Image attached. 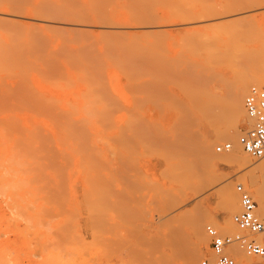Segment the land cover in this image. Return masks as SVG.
Listing matches in <instances>:
<instances>
[{
	"label": "rangeland",
	"instance_id": "obj_1",
	"mask_svg": "<svg viewBox=\"0 0 264 264\" xmlns=\"http://www.w3.org/2000/svg\"><path fill=\"white\" fill-rule=\"evenodd\" d=\"M206 1L216 4L221 13H227V8L220 6L226 5L232 0ZM76 2L79 3V0ZM24 13L30 15L29 12ZM13 18V22H18L19 25L26 21L20 17ZM229 20L239 21L228 24L226 21ZM54 21H60V18L54 19ZM114 22L113 26L119 23L121 27L118 28L121 31L124 28L128 33L125 34V31H122L123 35L121 31H118L123 36L119 35L120 39H118L117 45L121 47L122 43L123 47L119 48L115 45L119 49L114 52L112 49L116 48L113 46L107 47L108 50H105L99 45L96 49V51L99 50V53L91 51L93 48L87 45L92 43L91 41L97 36L99 29L93 26V28H84V30L81 28V31L75 28V31L74 27L72 29L74 22H71V25L58 26L55 23L49 26L50 28H46L47 31L52 30L51 32L54 31L56 34H68L67 37H73L76 40L68 42V45L44 38L45 42L43 39L39 41L43 46L38 44L35 47L34 43V47H31L29 45L31 42L20 41L24 45L18 44L16 47L20 48L19 53L23 52L21 55L27 57H41L42 54V57L50 54L53 56L57 52H60V55L63 52V54L69 52L72 55L82 56L81 54H83L84 57H87L86 53L89 55L90 51L92 52L91 56H104V51L111 50L115 54L123 48L126 50V45L128 49L131 46L132 56L129 54L131 51L127 52L128 49L123 54L121 50L120 54L117 53L114 56L120 57L115 58L116 61H118L117 59L125 61L127 57L129 60L135 59L137 63V67L134 65L135 70L132 66L135 64L133 60L131 63L128 60L124 63L120 62L122 69H117L119 64H116L117 68L115 65L113 67L114 61L112 62L111 57L108 60L106 55L104 56L103 61L106 62V67L103 69L105 71L101 65V68L98 67V69L102 70L97 71L99 77H101L100 72L102 73V78L103 72H105L104 78L98 79L105 82V86L102 83L104 89L101 86L99 88L102 89L103 94L96 89L100 85L98 84V87H94L97 95L92 96V93V98L90 95H86L87 92L91 93L90 89H93L95 85L93 83L94 85L89 86L95 80L97 72L94 73L92 69L96 65H89L87 69L93 72V81L88 84V87L87 84L84 85L88 79L81 77H86V73L77 71L78 68L80 71H84L82 67L85 65L76 62H73L75 68L60 63L62 66L57 71L55 70L56 74L50 70L47 76V71L44 73L35 65L36 70H41V72H36L34 66L31 70H25L21 65L23 62L19 58L20 56L15 55L16 58H19L16 62L19 63L20 60L19 66L23 67L18 66V68H14L15 70L5 71L2 69L3 71H0V164L4 163V167L0 166V179H2L0 180V264H184L185 256L190 251L188 240L191 236L192 221L206 215H213L219 222H223L227 217L219 191L230 183H233V186L239 183V179L248 170H239L238 166L215 165L212 160L207 162L208 164H197L196 157L198 156L195 154L198 155L201 141L211 145L215 140V144L213 143L214 145L210 149L216 156H224L226 152L218 153L216 146L230 140H216V132L224 133L227 129L230 133L238 132L239 137L245 126L246 117H237L235 113L231 112L232 91L237 85L249 80L254 72L264 73V8L254 7L233 14L230 18L223 16L210 21L182 22L177 20L161 23L160 29H156L154 36L153 33L152 35L141 33L143 29L136 23ZM227 27H236L237 30L232 35L225 36L218 55H213L215 58L212 57L213 59L210 60L202 56L200 62H203L201 65L204 66H198L200 63L196 64V62L193 66L188 64L193 69L188 68L186 65L188 52L186 51L189 48L187 49L188 45L185 46L184 41L181 40L186 38L184 34L195 29L224 30ZM83 31L92 40L78 45L77 39L85 37H79L81 32L83 35ZM141 34L145 36H141ZM124 37L125 39H123ZM137 37L138 39H136ZM0 39V42L5 43L4 39ZM130 42H135L137 47L135 45L133 47V43ZM164 46L167 48L165 49ZM80 48L82 52L78 51ZM233 53L238 55L236 60L228 58ZM125 54H129V56ZM57 55L59 54L57 53ZM124 56L126 58H122ZM21 57L24 58V56ZM63 66L64 68H62ZM234 67L238 74L233 71ZM85 68L87 66L83 67V69ZM94 70H97V67ZM52 73L56 77L60 76L57 79L62 80L64 76L63 80H60L58 89L51 86L55 81L53 76L56 78ZM78 74L84 83L80 80L77 81ZM135 74L136 77L133 76ZM45 75L51 84H47L46 78L43 79ZM87 75L90 77L91 73ZM65 76L71 80L72 88L68 83V87L66 86L69 79H66ZM65 79L66 81H64ZM74 82L75 85H73ZM105 89L110 92H104ZM83 92L85 93L83 94ZM76 95L78 98L74 97ZM104 95L107 97L106 101L101 98L105 99ZM97 96H100L101 102L103 101L102 105L97 98L92 100ZM113 98L116 105L119 106V112L118 109L116 110ZM90 100L98 101L96 103L99 104L95 103L96 105L93 107ZM108 103L112 108V110L109 108L110 112L108 110L106 112L105 109L108 108L104 109L103 106H108ZM71 106L75 109L73 110ZM96 106L98 113L102 111L101 109L105 110L100 113L101 116L109 115L108 121L105 122L110 124L107 123L108 126L105 130L103 129L105 123L102 127L103 121H101L102 124L97 123L102 120L100 114L91 113L96 112L94 109ZM76 110L77 112H75ZM111 111L115 113H113L114 116ZM89 113L94 116L86 115ZM233 114L236 119L233 118ZM57 115L59 117L62 115L63 118L57 119ZM64 115L69 116V122L64 120L66 118ZM129 115H132L131 118L135 119V122L130 119ZM51 116L59 120L62 125L64 123L71 125L69 130H74V132L72 131L74 140L66 138L72 135L71 131L68 133L71 135H68L66 130L63 131V128H68V125L65 124L62 128L58 123L60 128L58 126L57 130L55 128L58 125L56 124L57 120H54L55 122L52 120L51 123ZM52 117L51 119H54ZM86 118L92 122L89 123ZM106 118L107 116L104 117L105 120ZM4 119L5 121H3ZM72 119L76 120L75 124ZM80 120L82 121L80 122ZM82 122L88 125L82 127ZM126 123L128 127L132 125L129 127L130 129ZM54 124H56L55 127ZM79 125L81 126L79 127ZM87 126L88 130L85 129ZM80 128L84 129L81 131ZM77 129L80 130L79 133ZM13 130L14 133L11 132ZM69 130L67 131L69 132ZM38 133L40 136L48 134L47 137L55 141L48 140L46 136L39 137ZM35 137H38V140ZM41 138L44 139L46 146L49 144L50 149L53 148L51 149L53 152L59 150V156H57L58 153L52 156V151H48L43 146L39 148L42 145L41 142L43 143ZM73 142H75V146ZM68 145L71 147L68 148ZM71 148L74 150L71 151ZM44 149L48 156L44 154ZM63 149L65 151L62 153ZM19 150H22L23 153ZM62 154L67 157H62ZM68 154L74 158L71 159ZM178 155L180 159L177 157ZM54 157L55 159L60 157V161H57L59 165L56 164ZM250 157L255 165L264 161ZM67 158L70 162L72 161V165L67 161ZM39 159H42L43 162ZM61 162L64 164L63 166H60ZM191 162H194L196 167L194 164L191 166ZM41 163L42 165H40ZM14 172H17V177ZM57 175L59 179L56 178ZM10 186L12 190L9 188ZM234 191H236L235 188ZM52 205L55 210L52 209ZM208 224L211 223L205 222L203 228L207 244L204 243V253L199 257H202L209 249V239L205 231ZM220 231L224 233L222 230ZM59 257L62 261L59 260ZM261 259L264 262V258ZM240 262L247 263L245 259H240Z\"/></svg>",
	"mask_w": 264,
	"mask_h": 264
},
{
	"label": "bare ground",
	"instance_id": "obj_2",
	"mask_svg": "<svg viewBox=\"0 0 264 264\" xmlns=\"http://www.w3.org/2000/svg\"><path fill=\"white\" fill-rule=\"evenodd\" d=\"M77 1V0H76ZM75 0H0V38H2V39H4V41H5V43H2V42H0V67H3V68H1L0 69V71H3L4 69H5V71H7V70H13L14 68L16 69V68H18V66L21 64V61L23 62V63H25V64H21V65H23L24 66V69L25 70H31L32 69V67L35 65V66H37V68H40V69H42L43 71H44V73H45V71H47L46 73H47V76H48V71H50V70H53V73H55L56 74V72H55V70L57 71L58 70V68L59 67H61L62 65H64V66H73L74 68L76 67V66H74L75 64L73 63V62H76V63H78V64H80V65H85V66H87V68H85V69H83V67H85V66H83L82 67V70H84V71H80L79 69L80 68H76L77 69V71L78 72H83V73H86L85 75H86V77H83V76H81L82 78H84V79H88V82L87 81H85V83L84 82H82L83 81V79L82 78H79L80 76H79V74L77 75V81H81V79H82V83H84V85H86L87 84V87H88V84H90V82H92L93 81V72L91 71H89V70H87L88 68H89V65H92V66H95V68L94 69H96V67H97V70H94V69H92V67H90L93 71H94V73H95V71L97 72L98 70L100 71V70H102L103 69V67L105 68L106 67V62H104L103 60H104V56L106 55V57L108 58V60H109V58L111 57V59H112V62H113V67H114V65H115V67L117 68V69H122V65H121V63L123 62H125V61H127L128 60V62L129 63H131V61L133 60V58L131 59V60H129L128 59V57L126 58L125 56L124 57H122V58H126L125 59V61H124V59H123V61L121 60V59H117L118 61H119V63H118V61H116L115 60V58H120L118 55L117 56H114V55H116L117 53H119L121 50H122V54H123V52H125L127 49H128V47H126L125 46V49L126 50H124V48L123 49H121V50H118L119 52H115V54L113 53L114 51H116L117 49H119V48H122L123 46H122V43H121V47L120 46H118L117 44H118V39H120V37H119V35L121 34V33H123V35H124V32H122V31H125L124 30V28H123V30L121 31V29H119L118 27H121V25L119 24V23H117V24H115V26L116 25H118L117 27H115V26H113V22L114 21H125V22H127V23H136V25L138 24V25H140V27L143 29L142 30V32L141 33H144L145 35H152V33H153V36L155 35L154 34V32H156V29H160L159 27L161 26L160 24L161 23H166V22H172V21H182V22H192V21H210V20H215V19H217V18H222L223 16L224 17H227V18H230V16H232L233 14H236V13H241V12H244V11H246V10H249L250 8L251 9H253L254 7H261V8H264V0H232V1H229L228 3H226V5H224V6H220V7H226L227 8V13H221L220 12V10L218 9V7H217V5L216 4H213V3H210V2H208V1H206V0H79V3H77ZM24 12H29L30 13V15L29 14H27V15H25V13ZM63 14V17H61V15ZM57 15H58V18H60V21H54V19L56 20V19H58V18H56L57 17ZM60 15V16H59ZM64 16H65V18H64ZM13 17H17V18H22V19H26V21H24L23 22V24L22 25H19V24H17L18 22H13V19H15V18H13ZM13 18V19H12ZM64 18V19H63ZM67 19V20H66ZM62 20V21H61ZM73 20V21H72ZM226 20V19H225ZM245 20V19H244ZM239 20H235V21H231V20H229V21H226V22H228V24H233V23H236V22H238ZM245 21H247V19L245 20ZM71 22H74L73 24H72V29H73V27H74V30L76 31V29L77 30H82L81 28H83V30H84V28H93V26H96L98 29H99V31H98V34H97V36L94 38V40L93 41H91L92 43L91 44H89V45H87V44H85V45H87V46H89V47H91V48H93V50H91V51H94L95 53H99L98 51L99 50H97L96 51V49H97V46L99 45V46H101V48H104L105 50H108V48L109 47H115L116 48V46L115 45H117V47H119V48H116L115 50L114 49H112L113 50V52H111V50L110 51H107V52H105L104 51V56H101V55H93V56H91V51L89 52V55H87V53L86 52H83V53H86V56L87 57H84L83 56V54H81L82 56H80V55H72L71 53H66V54H63L62 53V55H60V52H57L59 55H57V53L55 54H53V56H51V54L50 55H47L46 57H42L43 56V54L41 55V57L39 56V57H27V56H25V55H21L23 52H20L19 53V49L18 48H16L17 46H18V44H21V42H23L24 43V41H26V42H31L29 45L31 46V47H34V45H35V47L38 45V44H40V45H42V43H40L39 41H40V39H43L44 40V38L45 39H50V40H52V41H58V42H62V44L63 43H68V42H73V41H76V40H74V38L73 37H67L68 36V34L65 36L64 34H56V32L54 33V31L53 32H51V31H47L46 30V28H50L49 26H51V25H53V24H55V23H57V26L58 25H63V24H70L71 25ZM114 23H116V22H114ZM125 24V23H124ZM70 25H66V26H70ZM137 25V26H138ZM245 25V24H244ZM56 26V27H57ZM65 26V25H64ZM123 27H126V26H124V25H122ZM58 28V27H57ZM76 28V29H75ZM67 29V28H66ZM236 30H237V28L236 27H227V28H225L224 30H219V29H210V30H198V29H195V30H193V31H190V32H188L187 34H184L185 36H186V38L188 39H186L184 36H183V38H185V39H181L182 41H184V43H185V46L186 45H188V46H186V48L188 49V51H186V52H188V57H186V59H188V61H187V67L189 68V67H191L192 68V66L193 65H195V63L196 64H198V63H200V64H198V66L200 65V66H204V65H201V63H203V62H200V59H201V57L202 56H205V58L207 59V60H210L212 57L213 58H215V56H213V55H218L217 53H219L218 51L221 49V43L222 42H224L223 40H225L224 38H225V36H229V35H232L233 33H235L236 32ZM57 31H58V29H57ZM118 31H121V33L119 34L118 33ZM88 32V31H87ZM157 32H159V31H157ZM77 34V33H76ZM81 34H82V32H81ZM79 35V37L80 36H85V37H81V38H78L77 39V44L79 45L80 43H84L85 41H90V40H92V38L91 37H88L86 34H84V31H83V35ZM125 34H128L127 33V31H125ZM135 34V33H134ZM133 34V35H134ZM158 34V33H157ZM164 34V33H163ZM91 35V34H90ZM122 35V34H121ZM122 35V36H123ZM139 35V34H138ZM137 35V36H138ZM145 35H142L141 34V36H145ZM140 36V35H139ZM88 37V38H87ZM126 37V36H125ZM125 37L123 38V39H125ZM77 38V37H76ZM127 38H128V36H127ZM135 38V37H134ZM173 38V37H172ZM39 39V40H38ZM130 39V38H129ZM136 39H138V37L136 38ZM171 39V38H170ZM1 40V39H0ZM23 40V41H22ZM37 40V41H36ZM50 40H48L49 42H50ZM180 40V41H181ZM21 41V42H20ZM88 41V42H89ZM125 41V40H124ZM134 41H136L135 39H134ZM166 41V40H165ZM187 41V42H186ZM20 42V43H19ZM44 42H45V40H44ZM43 42V43H44ZM55 42H53V43H55ZM177 42V41H176ZM22 43V44H23ZM35 43V44H34ZM51 43V42H50ZM120 43V42H119ZM127 43H129L128 42V40H127ZM131 44L133 43V42H130ZM135 43V42H134ZM132 44L133 45V47H134V45H135V47H137V44L135 43V44ZM174 43H175V41H174ZM22 44H21V46H22ZM27 44V43H26ZM27 44V45H28ZM48 44V43H47ZM93 44V45H92ZM94 44H96V45H94ZM130 44V45H131ZM177 44V43H176ZM24 45V44H23ZM68 45V44H67ZM129 45V44H128ZM165 45V44H164ZM20 46V45H19ZM43 46V45H42ZM45 46H46V43H45ZM44 46V47H45ZM49 46V45H48ZM60 46H62V45H60ZM166 46V45H165ZM164 46V47H165ZM25 47V46H24ZM107 49H106V48ZM130 47L131 46H129V49L127 50V52L128 51H131L130 50ZM23 48V47H22ZM61 48V47H60ZM91 48H89V49H91ZM167 47H165V49H166ZM28 49V48H27ZM71 49V48H70ZM73 49V48H72ZM75 50V49H74ZM77 50V49H76ZM82 49L80 48V50H78V51H81ZM54 52V51H53ZM82 52V51H81ZM80 52V53H81ZM88 52V51H87ZM93 52V53H94ZM111 52V53H110ZM110 53V54H109ZM30 54V53H29ZM40 54V53H39ZM48 54V53H47ZM112 54V55H111ZM120 54V53H119ZM130 55L132 54V51H131V53H129ZM129 54L127 55V54H125V55H127V56H129ZM15 55H17L19 58H21V61L19 60V63H17L16 62V60H18L19 58L17 57L16 58V56ZM54 55H56V56H54ZM109 55V56H108ZM111 55V56H110ZM134 55V54H133ZM187 55V54H186ZM21 56H24V58L23 57H21ZM57 56H59V57H57ZM62 56V57H61ZM89 56V57H88ZM95 56H97V57H95ZM114 56V57H113ZM132 56V55H131ZM25 57H27V59H25ZM61 57V58H60ZM234 57V58H233ZM106 58V59H107ZM113 58H114V60H113ZM212 58V59H213ZM228 58H231V59H234V60H236L237 58H238V55H235V53H233L232 55H230V57H228ZM23 59V60H22ZM110 59V60H111ZM13 60H15V61H13ZM24 60H25V62H24ZM121 60V61H120ZM135 60V59H134ZM133 60V63L135 62V64H133L132 66H133V69H134V65H136L137 63H136V60L134 61ZM17 63V64H15V63ZM104 62V64H102ZM121 62V63H120ZM127 62V64H129ZM205 62V61H204ZM62 65H61V64ZM74 64V65H73ZM94 64V65H93ZM117 64V65H116ZM192 65V66H189V65ZM99 65V66H98ZM100 65H101V67H102V69H100L101 67H100ZM105 65V66H104ZM112 65V64H111ZM121 65V66H120ZM22 66V67H23ZM34 66V67H35ZM64 66L62 67V68H64ZM108 66V65H107ZM197 66V67H198ZM20 67V66H19ZM22 67H20V68H22ZM33 67V68H34ZM78 67V66H77ZM98 67H100L99 69H98ZM136 67H137V65H136ZM195 67V66H194ZM7 68H9V69H7ZM130 68V67H129ZM132 68V67H131ZM130 68V69H131ZM235 69L233 70V71H235L236 72V67H234ZM3 69V70H2ZM14 69V70H15ZM72 69V68H71ZM75 69V70H76ZM130 69H129V71H130ZM193 69V68H192ZM35 70H36V67H35ZM63 70H65V69H63ZM127 70H128V68H127ZM135 70V69H134ZM238 70V69H237ZM37 71H40L41 72V70H36V72ZM59 71H60V69H59ZM58 71V72H59ZM62 71V70H61ZM88 71V72H87ZM103 71H105L104 69H103ZM120 71V70H119ZM128 71V72H129ZM130 72H132V71H130ZM29 73H30V71H29ZM52 73V74H53ZM90 73H91V75H90ZM134 73H136V72H134ZM237 74H238V71L236 72ZM235 73V74H236ZM42 74V73H41ZM40 74V75H41ZM55 74H53V75H55ZM65 74H67L66 72H65ZM87 74H89L90 75V77H88V75ZM97 74H99V72H97V73H95V80L89 85V86H92V85H97V86H93V89L91 88H88V90L90 89L91 90V93L90 92H87L86 93V95H90L91 96V94H92V96H95V94L97 95V93H96V90H95V88L94 87H98V84H100L99 85V87L98 88H96V89H98V92L100 91L101 92V90L102 89H104V86H105V82L104 81H100V80H98V79H103L104 78V75H105V72H103V78H102V73L100 72V76L101 77H99V75H97ZM126 74H128V73H126ZM11 75V74H10ZM52 75V76H53ZM59 75H61V74H59ZM131 75V74H130ZM6 76H8V75H6ZM46 75H45V77H43V79H45L46 78V82H47V84H51L50 82H49V78L47 77ZM124 76H125V74H124ZM134 77H136V74L135 75H133ZM41 77V76H40ZM55 77H56V75H55ZM57 77H59L60 78V76H57ZM57 77L56 78H54V76H53V79L55 80L54 81V85L52 84L51 86L53 87V88H59V84L61 83L60 82V80L61 79H57ZM64 77V76H63ZM63 77H62V80H63ZM66 77V79H69V78H67V76H65ZM107 77V76H106ZM126 77V76H125ZM132 77V76H131ZM92 79V80H90V79ZM97 78V79H96ZM128 78H129V76H128ZM42 79V80H43ZM66 79L64 80V81H66ZM106 79V78H105ZM104 79V80H105ZM132 79V78H131ZM61 80V81H62ZM96 80H98V81H96ZM108 80V79H107ZM70 79L66 82V86L68 87V84H69V86H70ZM72 81H74V80H72ZM133 81V80H132ZM135 81V80H134ZM87 82V83H86ZM99 82V83H98ZM68 83V84H67ZM94 83V84H93ZM97 83V84H96ZM102 83H104V86H103V84ZM131 83V82H130ZM188 83H190V82H188ZM129 84V83H128ZM127 84V85H128ZM191 84V83H190ZM189 84V85H190ZM71 85H72V83H71ZM73 85H75V82L73 83ZM131 85H132V83H131ZM136 85V84H135ZM135 85H134V87H135ZM252 85H257V86H260V87H263L264 86V73H256V72H254L253 73V75H251V77H250V79L249 80H247L245 83H241V84H239V85H237L235 88H234V90L232 91V103H231V106H230V108H231V112L232 113H235V115L237 116V117H242V118H244V117H247V114H246V110H245V108H244V97H245V95L248 93V91H249V89H250V87L252 86ZM102 87V89H99V88H101ZM138 86V85H137ZM62 87V86H61ZM71 88H72V86H70ZM69 87V88H70ZM109 87V86H108ZM65 89V87L63 88V90ZM62 90V89H61ZM89 90V91H90ZM93 90V91H92ZM109 90H111V89H109ZM110 92V91H108V89L106 90H104V92ZM85 92H83V94H84ZM90 93V94H89ZM102 93V92H101ZM130 93V92H129ZM82 94V95H83ZM103 94V93H102ZM134 94V93H133ZM86 95H84V96H86ZM92 96L90 97V98H92ZM102 96V95H101ZM108 96V95H107ZM74 97H77V95L76 96H74ZM89 97V96H88ZM100 96H97V97H93V101L97 98L98 99V101H99V103L101 102V98H102V100L104 101H106V99H107V97H105V95H104V97H105V99H103V97H101V98H99ZM78 98V97H77ZM86 98V97H85ZM50 99V98H49ZM108 99H109V96H108ZM58 100V99H57ZM113 100H114V98H113ZM49 101V100H48ZM58 101H60V100H58ZM88 101V100H87ZM91 101V100H90ZM93 101H91V103H93V104H91L93 107H95V105L96 104H99V103H96V102H98V101H95V102H93ZM103 101L100 103V105H102V103H103ZM109 101V100H108ZM49 102H51V101H49ZM54 102V101H53ZM56 102V101H55ZM110 102V101H109ZM48 103V102H47ZM71 103V102H70ZM89 102H87V104H88ZM96 103V104H95ZM114 105H115V107H116V110L118 109V112H119V106H117L116 105V102H115V100H114ZM1 104V103H0ZM49 104V103H48ZM3 105V104H2ZM89 105V104H88ZM105 105H106V103H105ZM105 105H103L104 106V109H105V107L106 108H108V109H105L106 110V112H107V110H108V112H110V109L112 110V108H110L111 106H109V103L107 104L108 106H105ZM6 106H7V103H6ZM52 106V105H51ZM54 106V105H53ZM55 107H56V105H55ZM76 107H77V105H76ZM85 107V106H84ZM83 107V108H84ZM49 108H51V107H49ZM57 108H58V106H57ZM71 108H73L72 106H71ZM110 108V109H109ZM1 109V108H0ZM4 109V108H3ZM2 109V110H3ZM48 109V108H47ZM53 109V108H52ZM75 108H73V110H74ZM77 109V108H76ZM94 109H96V112H91V113H98V111H97V106H96V108H94ZM122 109V108H121ZM7 110V109H6ZM11 110H13V109H11ZM50 110V109H49ZM102 111H105V110H103V109H101ZM5 111V110H4ZM87 111L89 112V110L87 109ZM102 111H100V113L102 112ZM54 112V111H53ZM64 112V111H63ZM75 112H77V110L75 111ZM105 112V113H106ZM117 112V113H118ZM137 112V111H136ZM135 112V113H136ZM100 113H98V115L100 114ZM111 113H112V111H111ZM114 113V112H113ZM113 113H112V115H113ZM138 113V112H137ZM5 114V113H4ZM58 114V113H57ZM62 114V113H61ZM66 115H68L67 113H65ZM109 114V113H108ZM115 114V113H114ZM42 115V114H41ZM63 115V114H62ZM62 115H61V117H62ZM78 115V114H77ZM86 115H90L91 117L92 116H94L93 114H86ZM104 115V114H103ZM141 115V114H140ZM43 116H44V114H43ZM59 116H60V113H59ZM58 115H57V119H59V118H61V117H59ZM65 116V115H64ZM101 118H102V120H100V118H99V120L100 121H98L97 119H96V121H98L97 123L99 124V123H101V121H103L101 124H102V127L104 126V123H105V126L103 127V129L105 130L106 129V127L108 126V124H110V123H106L105 121H108L107 119H109L108 118V116L109 115H104V116H101V114L99 115ZM98 116V117H99ZM107 116V118H106V120L104 119V117H106ZM114 116V115H113ZM130 116V115H129ZM132 116V115H131ZM131 116H130V119H132L131 118ZM233 116V118L234 119H236L235 118V116H234V114L232 115ZM231 116V117H232ZM13 117V116H12ZM11 117V118H12ZM40 117V116H39ZM45 117V116H44ZM52 117V116H51ZM51 117H50V122L52 123L54 120H57L56 118H54V117H52V118H54V119H51ZM66 117V116H65ZM68 117L69 116H67L64 120H66V121H68L69 119H68ZM214 117V116H213ZM217 117V116H216ZM49 118V117H48ZM63 118V117H62ZM72 118V117H71ZM85 118V117H84ZM94 118V117H93ZM134 118V117H133ZM215 118V117H214ZM218 118V117H217ZM232 118V119H233ZM14 119V118H13ZM47 119V118H46ZM87 119V121H88V118H86ZM104 119V120H103ZM112 119V118H111ZM113 119H114V117H113ZM6 120H11V119H6ZM16 120H17V118H16ZM53 120V121H52ZM73 120V124H75V121L76 120H74V119H72ZM133 120V119H132ZM3 121H5V119L3 120ZM12 121V120H11ZM10 121V122H11ZM58 121V122H57ZM56 121V124H58L59 123V120H57ZM82 120H80V122H81ZM111 122H112V120H110ZM131 121V120H130ZM134 122H135V119L133 120ZM214 121V120H213ZM212 121V122H213ZM55 122V121H54ZM69 122V121H68ZM80 122H79V124H80ZM89 123L90 122H92V121H88ZM134 122H132V123H134ZM8 123V122H7ZM77 123H78V121H77ZM220 123V122H219ZM1 124V123H0ZM56 124H54V127H55V125ZM60 125H61V127L63 128L64 126L63 125H65L66 124V126L68 127V128H63L64 130L63 131H65L66 130V132H67V134L68 133H70V131H71V134L74 132V130H69L70 129V126H69V123L67 124V123H64L63 125H62V123L60 122L59 123ZM59 124L55 127L56 129H57V127L59 126ZM72 124V123H71ZM82 124H83V122H82ZM81 124V125H82ZM127 124V123H126ZM131 124V123H130ZM135 124V123H134ZM212 124H214V123H212ZM232 124H234V123H232ZM9 125V124H8ZM81 125H79V127L81 126ZM85 125H88V124H83V126L82 127H85ZM90 125V124H89ZM101 126V125H100ZM116 126V125H115ZM114 126V127H115ZM127 127H128V124L126 125ZM132 125H130L129 127H131ZM11 127V126H10ZM13 127V126H12ZM39 127H40V125H39ZM77 127V126H76ZM128 127V129H130ZM5 128V127H4ZM35 128H36V126H35ZM43 128V127H42ZM59 128H60V126H59ZM61 128V129H62ZM78 128V127H77ZM88 128V126L85 128L86 130H88L87 129ZM109 128V127H108ZM108 128H107V130H108ZM118 128V127H117ZM123 128H126V127H123ZM134 128V127H133ZM234 128V127H233ZM12 129V128H11ZM34 129V128H33ZM76 129V128H75ZM84 128H82V130H83ZM25 130V129H24ZM35 130V129H34ZM58 130V129H57ZM60 130V129H59ZM67 130H69V132L67 131ZM78 130V129H77ZM80 130H81V128H80ZM80 130H78V133H79V131ZM81 130V131H82ZM134 130V129H133ZM4 131V130H3ZM27 131H29L30 132V130H27ZM47 131V130H46ZM62 131V132H63ZM73 131V132H72ZM76 131V130H75ZM90 131V130H89ZM88 131V132H89ZM220 131V130H219ZM11 132H13L14 133V130L13 131H11ZM17 132V131H16ZM44 132V131H43ZM49 132V131H48ZM83 132H85V131H83ZM87 132V131H86ZM106 132V131H105ZM18 133V132H17ZM16 133V134H17ZM31 133H32V131H31ZM35 133H37V132H35ZM64 133V132H63ZM120 133H121V131H120ZM217 133V136H216V140H218V141H222V140H224V139H229L230 141L229 142H232L233 143V149L230 151V152H226V154L224 155V156H216L215 155V153L214 152H212V150L210 149V147H212L215 143H214V141L212 142V144L211 145H208L207 144V142H205V141H201V145L198 147V149H199V152H198V155L197 154H195L196 156H198V157H196L197 159V164H206L207 162H209L210 160H212V161H214L215 162V165H219V164H224V165H227V166H238V169L239 170H244V169H247L248 171L245 173V175H243V177H241L240 179H239V182H241V183H244L247 187H249L250 188V190H251V192L253 193V196H254V199L259 203V206H260V210L262 211V212H264V161L261 163V164H259V165H255L254 164V162H253V159H251V157H250V155L248 154V153H246L245 151H244V149L242 148V146L238 143V132H235V133H230L227 129L224 131V133L223 132H216ZM223 133V134H222ZM30 134V133H29ZM45 134V133H44ZM49 134H51L50 132H49ZM66 133H64V135H65ZM67 134L65 135V136H67ZM71 134H68V135H71ZM21 135V134H20ZM39 137H44V136H46V138L48 139V140H51L52 138H53V136H52V134H51V136H52V138H49V137H47L48 136V134L46 135H42V136H40L39 135V133L37 134ZM7 136V135H6ZM5 136V137H6ZM12 136H13V134H12ZM23 136V135H22ZM34 136V135H33ZM8 137V136H7ZM24 137H25V135H24ZM42 137V138H43ZM70 138L69 140H74L72 137H74V135L72 134L71 136H67L66 138ZM19 138V137H18ZM17 138V139H18ZM35 138H37L36 140H38V137H35ZM41 138V140L43 141L44 139H42ZM66 138H65V140H66ZM23 139V138H22ZM40 139V138H39ZM46 139V140H47ZM30 140V139H29ZM40 140V141H41ZM45 140V141H46ZM54 139H52V141H53ZM59 140V139H58ZM65 140H63L64 142H65ZM68 140V141H69ZM10 141V140H9ZM17 141V140H16ZM15 141V142H16ZM34 141V140H33ZM55 141V140H54ZM32 142V141H31ZM47 142V141H46ZM197 142V141H196ZM216 142V141H215ZM224 142V141H223ZM9 143V142H8ZM34 143H36V142H34ZM47 143H49V142H47ZM51 143V142H50ZM74 143L75 142H73V145H74ZM214 143V144H213ZM18 144V143H17ZM37 144H39V143H37ZM41 144L42 145H40V147L39 148H42L41 146H43L45 149H47L48 151L49 150H51V149H53V148H51L50 149V147L51 146H48L49 144H47V146L49 147H47L45 144H44V141H43V143L41 142ZM44 144V145H43ZM51 144H53V143H51ZM55 142H54V146H55ZM66 144V143H65ZM68 144V143H67ZM66 144V145H67ZM35 146V145H34ZM53 146V147H54ZM70 145H68V148H70L69 147ZM75 146V145H74ZM196 146H198V145H196ZM18 147V146H17ZM17 147H14L15 149H17ZM33 148V147H32ZM55 149L57 148L56 146L54 147ZM197 148V147H196ZM14 149V150H15ZM35 149V148H34ZM44 149V154H46L47 155V151ZM72 149V148H71ZM198 149H196V150H198ZM33 150V149H32ZM43 150V149H42ZM58 150V149H57ZM56 150V151H57ZM74 149H72L71 151H73ZM19 151H21L22 152V150H19ZM34 151H36V150H34ZM52 151V156H54V154H56V153H58V155L57 156H59V150L57 151V152H53V150H51ZM63 151H65V149H63L61 152L63 153ZM16 152H18V151H16ZM60 152V153H61ZM23 153V152H22ZM36 153V152H35ZM41 153H42V151H41ZM74 153V152H73ZM195 153H197V152H195ZM223 153H225V152H223ZM25 154V153H24ZM39 154V153H38ZM65 154V153H64ZM64 154H62V157L64 156L65 158L67 157V155L65 156ZM221 154V153H220ZM27 155V154H26ZM34 155V154H33ZM61 155V154H60ZM70 154H68V156H69ZM75 155V154H74ZM182 155V154H181ZM35 156V155H34ZM37 156V155H36ZM48 156V155H47ZM70 157H71V155H70ZM178 158H179V155L177 156ZM183 157V156H182ZM51 158H53V157H51ZM74 158V157H73ZM72 157H71V159H73ZM48 159V158H47ZM54 159H55V157H54ZM59 159H60V157H59ZM59 159H55V161H56V164L57 163H59V162H57ZM180 159V158H179ZM263 160H264V158H262ZM27 160V159H26ZM39 160H41L42 161V159H39ZM45 160V159H44ZM62 160H65V159H62ZM175 160H177V159H175ZM194 160V159H193ZM28 161V160H27ZM26 161V162H27ZM46 161V160H45ZM60 161V160H59ZM66 161V160H65ZM67 161L72 165V161L70 162L69 161V159L67 158ZM66 161V162H67ZM198 161H199V163H198ZM206 161V162H205ZM25 162V163H26ZM43 162V161H42ZM203 162V163H202ZM205 162V163H204ZM62 163V162H61ZM68 163V164H69ZM189 163V162H188ZM192 163V162H191ZM45 164V163H44ZM70 164H69V166H70ZM193 164H194V162L192 163V164H190L191 166H193ZM208 164V163H207ZM1 165H3V167H4V163H2V164H0V166ZM6 165H8V164H6ZM37 165V164H36ZM40 165H42V163L40 164ZM57 165H59V164H57ZM64 164L62 163V165L60 164V166H63ZM194 166L196 167V165L194 164ZM208 166V165H207ZM56 167V166H55ZM70 167H72V166H70ZM69 167V168H70ZM57 168V167H56ZM205 168V167H204ZM10 169H12L11 167H10ZM38 169V168H37ZM57 169H59V168H57ZM61 169V168H60ZM4 170V169H3ZM15 170V169H14ZM31 170H32V167H31ZM40 170V169H39ZM8 171V170H7ZM36 171V170H35ZM42 171V170H41ZM59 171V170H58ZM57 171V172H58ZM65 171H67V170H65ZM11 172H12V170H11ZM30 172H33V171H30ZM38 172H40V171H38ZM46 172V171H45ZM15 173V172H14ZM17 173V172H16ZM15 173V175H16V177H17V174ZM19 173V172H18ZM67 173V172H66ZM28 174V173H27ZM36 174V173H35ZM58 174V173H57ZM8 175H9V173H8ZM11 175V174H10ZM47 175V174H46ZM43 176V175H42ZM59 176H60V173H59ZM13 177V176H12ZM30 177V176H29ZM3 178V177H2ZM4 178H5V176H4ZM11 178V177H10ZM39 178V177H38ZM43 178V177H42ZM56 178H58V175H57V177ZM59 179V178H58ZM60 179H61V176H60ZM0 180H2V179H0ZM35 180V179H34ZM39 180H40V178H39ZM69 180V179H68ZM27 181V180H26ZM37 181V180H36ZM46 181V180H45ZM50 181V180H49ZM60 181V180H59ZM13 182H14V180H13ZM24 182V181H23ZM55 182V181H54ZM19 183V182H18ZM53 183V182H52ZM38 184V183H37ZM217 184V183H216ZM14 185H15V183H14ZM51 185V184H50ZM55 185V184H54ZM235 185L236 184H234V186H233V183L231 184H228L227 186H225L224 188H222L220 191H219V194L221 195V198H222V202H223V208H224V211H225V214H226V218L224 219V221L223 222H219L218 220H217V218L216 217H214L213 215H206V216H204L203 218H198V219H196V220H194V221H192V224H191V226H192V230H191V236H190V239L188 240L189 242H188V245H189V248H190V251L188 252V254L185 256V259H184V264H198V260L201 258V257H199L201 254H203L204 252H203V245H204V243H206L207 244V238H206V236H205V234H204V231H203V228H204V224H205V222H210L212 225H215L218 229H220V230H222L224 233H235V232H237V228H236V225L233 223V215H234V213H236V212H238L239 211V209H240V201H239V195H238V193L236 192V191H234V188H235ZM16 186V185H15ZM18 186H20V185H18ZM56 186V185H55ZM50 187V186H49ZM52 187V186H51ZM57 187V186H56ZM234 187V188H233ZM3 188V187H2ZM10 189H11V186L9 187ZM21 188H22V186H21ZM33 188V187H32ZM41 188V187H40ZM53 188V187H52ZM50 189V188H49ZM55 189V188H54ZM12 190V189H11ZM53 190V189H52ZM38 191H39V189H38ZM48 191V190H47ZM46 191V192H47ZM159 194V193H158ZM47 196H48V194H46ZM37 196V195H36ZM47 196H45V197H47ZM50 197V196H49ZM54 197V196H53ZM38 198V197H37ZM45 201V200H44ZM165 201V200H164ZM45 204H47V203H45ZM44 207V206H43ZM45 208V207H44ZM52 209H54L53 208V205H52ZM55 210V209H54ZM114 211H116V210H114ZM68 221H69V219L67 220V223H68ZM71 221H72V219H71ZM62 226V225H61ZM69 228V227H68ZM66 233H68V232H66ZM54 235V234H53ZM58 235V234H57ZM55 236V235H54ZM60 236H62V235H60ZM59 236V237H60ZM72 236V235H71ZM55 237H57V236H55ZM208 237V236H207ZM61 238V237H60ZM60 238H58L60 241H61V239ZM64 238V237H63ZM70 238V237H69ZM39 239V238H38ZM57 239V241H59ZM174 239V238H173ZM176 239V238H175ZM181 239V238H180ZM209 239V238H208ZM71 240V239H70ZM40 242V241H39ZM55 241H53V243H54ZM179 242V241H178ZM55 244V243H54ZM39 246V245H38ZM54 246H56V245H54ZM53 246V247H54ZM58 246V245H57ZM42 248V247H41ZM48 248V247H47ZM51 248V247H50ZM54 248H56V247H54ZM58 248H59V246H58ZM43 249V248H42ZM46 249V248H45ZM54 250H56V249H54ZM44 251V250H43ZM48 252V251H47ZM56 252V251H55ZM54 255V254H53ZM59 255V254H58ZM57 255V256H58ZM67 255V254H66ZM66 255H65V257H66ZM56 256V257H57ZM64 257V258H65ZM62 259H63V257H61ZM262 258H264V257H262ZM54 259V258H53ZM66 259V258H65ZM241 259H245L246 261H247V263L248 264H264V262H262V259H261V257H248V256H246V255H242V257H241ZM52 260V259H51ZM59 260H60V257H59ZM9 261V260H8ZM60 261H62V260H60ZM67 261V260H66ZM10 263V262H9ZM10 264H13V263H10Z\"/></svg>",
	"mask_w": 264,
	"mask_h": 264
},
{
	"label": "built area",
	"instance_id": "obj_3",
	"mask_svg": "<svg viewBox=\"0 0 264 264\" xmlns=\"http://www.w3.org/2000/svg\"><path fill=\"white\" fill-rule=\"evenodd\" d=\"M246 123L239 134L238 143L244 151L256 159L264 158V88L253 85L244 97ZM232 142L216 146L218 153L230 152ZM240 209L233 215L237 232L222 233L216 226L205 227L209 249L199 264H248L240 262L242 255L264 257V212L244 183L235 185Z\"/></svg>",
	"mask_w": 264,
	"mask_h": 264
}]
</instances>
